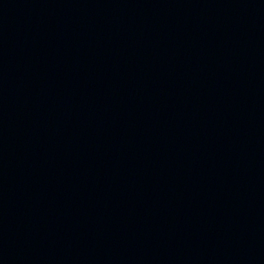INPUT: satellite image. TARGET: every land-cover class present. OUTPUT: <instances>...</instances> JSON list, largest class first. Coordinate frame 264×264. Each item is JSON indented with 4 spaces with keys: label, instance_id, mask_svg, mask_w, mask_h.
Listing matches in <instances>:
<instances>
[{
    "label": "water",
    "instance_id": "water-1",
    "mask_svg": "<svg viewBox=\"0 0 264 264\" xmlns=\"http://www.w3.org/2000/svg\"><path fill=\"white\" fill-rule=\"evenodd\" d=\"M0 264H264V0H0Z\"/></svg>",
    "mask_w": 264,
    "mask_h": 264
}]
</instances>
